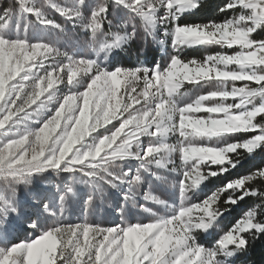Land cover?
Listing matches in <instances>:
<instances>
[{
    "label": "snow or ice",
    "instance_id": "snow-or-ice-1",
    "mask_svg": "<svg viewBox=\"0 0 264 264\" xmlns=\"http://www.w3.org/2000/svg\"><path fill=\"white\" fill-rule=\"evenodd\" d=\"M110 3L130 9V19L141 17L146 32H153L159 25L171 26V31L166 28L165 32L173 36L175 54L167 65L149 68L141 64L108 70L97 67L98 61L87 55L62 53L58 41L33 39L30 34L33 25L29 16L45 29L66 31L50 18L48 9H52L74 27L90 29L93 50L99 56L128 40L120 32H102ZM85 4L86 0H47L46 5L37 0H18V9L9 6L0 12V214L5 217L15 211L17 186L48 169L80 171L92 178L103 170L106 175L100 179L113 187L120 182L140 183L139 172L130 176L131 170L121 168L113 174L109 169L116 161L132 157L140 159L145 168L149 161L158 164L155 157L169 150L162 145L159 131L160 122L168 119V98L175 97L185 84L195 86L227 79L233 86L213 88L201 95L202 100L175 107V135L183 141L176 151L186 166L179 184L181 203L174 214L135 225L125 222L100 226L87 221L68 225L57 218L51 225L40 227L33 222L30 227L39 229L38 238L9 245L0 236V264H230L231 257L246 248L250 235L264 232V188L252 186L257 181L264 182V168L234 179L203 201L189 202L183 192L227 171L226 162L234 167L238 161L231 154L238 150L251 153L264 144V128L256 126L257 117L264 115V40L252 38L257 29L264 28V0H228L221 11L239 9V13L207 25L178 23L179 17L198 7L200 0H98L87 16ZM98 33L104 39L97 40ZM197 44L219 45L221 49L238 46L239 50L232 54L221 50L203 60L182 58L184 47ZM220 72L229 75H218ZM81 77L86 78V87L75 97L69 91V78L74 83ZM237 81L249 83L237 87ZM250 82L257 86H250ZM58 84L65 85L68 92L56 100L54 114L40 121L38 128L14 132L15 125L30 120L44 107ZM45 94L46 98L41 99ZM230 97L234 101L238 98V102H226ZM201 112L207 115H197ZM69 116L71 123L66 130ZM141 122L160 139L137 151L136 142L147 135H141ZM100 124L103 128L112 124V128L97 139L90 151L74 156L81 144L101 129ZM241 132L256 134L234 141L232 146L191 139ZM214 159L217 163H213ZM215 164L220 167L212 168ZM68 191H72L71 187ZM225 193L227 198L221 205ZM249 195L260 202L225 231L214 247L196 241V230H208L232 204ZM145 199L154 200V196L149 192ZM64 200L61 196V205ZM44 207L48 210L47 204Z\"/></svg>",
    "mask_w": 264,
    "mask_h": 264
},
{
    "label": "rangeland",
    "instance_id": "rangeland-1",
    "mask_svg": "<svg viewBox=\"0 0 264 264\" xmlns=\"http://www.w3.org/2000/svg\"><path fill=\"white\" fill-rule=\"evenodd\" d=\"M37 2L41 5L47 4V0H37ZM57 2L63 3L64 0H57ZM97 3L98 0H86L84 9L86 16L90 15L91 10ZM9 6L18 9V0H0V12ZM227 11L231 12V15L228 17L231 18L234 13L238 14L240 10ZM187 12H190V10H186L183 14ZM162 13L163 10H161ZM48 14L50 18L63 25L66 31L62 33L59 30L45 29L44 26L36 22L34 16H29L27 19L33 25L32 31H30L33 39L58 41L61 51H68L70 54L75 51L78 56L87 55L94 59L97 57L96 52L93 50L94 38L90 29H85L82 26L74 27L70 21L66 20L65 17L55 10L48 9ZM131 15L133 14L130 9L124 6L117 7L113 3L109 4L107 19L102 23V32L105 35L110 32H119L120 29L117 26L125 24L127 31L131 32L133 27H135L138 34L131 40L126 41L121 47H113L111 50L101 52L99 56L103 59L104 66L108 70H115L118 67L135 68L141 66V64L149 68H154L157 65H167L170 56L175 54L173 36L165 32V29L171 26L159 25L152 32V35H148L144 31L143 19L139 16L130 19ZM108 21L111 22V25H109ZM96 39H104V36L98 33L96 34ZM221 50L232 54L238 51L239 47L233 46L232 48L221 49L219 45L197 44L184 47L181 55L186 61L188 59L203 60L207 55H214ZM231 67L235 68V65ZM242 82L244 81H237L235 85L242 87L240 84ZM213 83L215 82L206 84L202 82L201 85L195 86L185 84L181 92H187L188 95L181 101L180 105L191 102L197 95H207V92L214 88ZM226 83L229 89L233 86V82L230 80H227ZM56 87L59 90L58 96H63L68 92V88L63 84H58ZM80 90L84 89L81 88ZM46 96L47 94L41 99H45ZM226 102H238V98L234 101L230 97ZM55 105L56 101H53L49 105V108L44 109L41 119H37L35 114H33L30 120H24L20 124L15 125L13 131L23 132L40 127V121L54 114ZM136 106L139 107V105ZM32 107L34 108L35 105ZM197 115H207V113L201 112L197 113ZM112 123L117 124L118 122L113 121ZM111 128L112 124L105 125V128L98 129L93 135L100 138L108 134ZM254 134L256 133L241 132L226 136H228L230 142H234L243 140ZM175 138V136L171 137L170 142H174ZM155 139L154 137L145 135L141 138V148L147 147ZM215 139L213 138L212 141H209L205 137L202 138L201 142L226 145L225 140L216 141ZM88 140L90 141L91 137ZM260 149L261 146L251 153L245 150H238V153L245 152L251 156L256 154L261 156L264 150L260 151ZM235 154H231L232 157ZM170 159L173 160V163H169L167 167L152 163L147 168L142 166L140 159L134 157L116 161L115 163L122 165L124 170H131L130 176L135 175L137 172L140 173L142 179L138 185L120 182L116 187H113L100 179V176L106 175L103 170L95 178L88 177L80 171L72 172L61 169H48L34 175L30 186H26L25 183H20L17 186L18 191L14 203L19 209L18 213L9 212L6 217L0 214V236H3L9 245L24 242L29 237L38 238L40 235L39 229L32 228L30 225L35 222L40 227H46L51 225L57 218H59L61 223L68 225L85 221L100 226L120 225L125 222L129 225L153 222L155 219L153 214L134 206L131 199H135L139 205H146L156 209L162 216H170L179 209L181 203L179 184L183 180V168L178 166L184 163L182 155L179 152L173 153ZM216 166L220 165H211L212 168ZM225 166L228 167V170H231L237 166V163L234 167H231L226 162ZM109 171L111 172L112 169H109ZM57 172H59V175L56 174ZM154 172L160 173L165 179L157 178V176L153 175ZM93 179H95V183L91 182ZM206 180L191 190L190 195L192 198L189 202L203 201L222 187L206 186ZM69 187L72 189L71 192L68 191ZM130 189L131 192L129 191ZM149 192L160 195L166 201V204L161 205L155 201L146 200L145 195ZM130 194H134L131 195V199L129 198ZM61 196L65 197L63 205L60 203ZM90 196L93 197L91 206L88 204ZM243 199H238L235 203L236 205L240 203V208L235 217L231 218L228 210L208 230H196L194 232L196 241L201 245L214 247L218 240L221 239L222 234L234 225L248 209L256 204V202L249 203L248 205L241 203ZM45 204L48 205V210H45ZM231 209L233 208L231 207ZM51 213H55L56 215H52ZM230 264H236L233 256L231 257Z\"/></svg>",
    "mask_w": 264,
    "mask_h": 264
},
{
    "label": "clouds",
    "instance_id": "clouds-1",
    "mask_svg": "<svg viewBox=\"0 0 264 264\" xmlns=\"http://www.w3.org/2000/svg\"><path fill=\"white\" fill-rule=\"evenodd\" d=\"M129 23H131V21H129ZM117 27L120 29L119 32L121 34H126L128 36V40L127 41H129L132 38L136 37L137 34H138L137 29L135 27H133L131 32L127 31L125 24H120ZM241 27L243 28L244 26H241ZM144 31H145V29H144ZM167 31L170 32L171 29L168 28ZM145 33L148 34V35H152L153 34L152 32H146V31H145ZM61 52L63 53L64 51H61ZM95 60L98 61L97 67H100V68H104L105 67L104 64H103V59L100 56H97L95 58ZM218 75L227 77L229 75V73L220 72V73H218ZM226 81H227V79H220V80L212 81V82H215V83H213V87L218 89V90L226 89L227 88ZM68 83L70 85L69 91L72 92L73 96L78 97L79 94H80V89L81 88L84 89L86 87L87 81H86L85 77H81L79 80H77V81H75L73 83L72 79L69 78V82ZM58 92H59V90L57 89L56 91L51 93L49 101L47 103H45L44 107L41 108L39 112L35 113V116H36L37 119H41L43 117V114H44L43 110L46 109V108H49V105L53 101H56L57 99H59ZM187 95H188L187 92H181L180 91L179 93L176 94L175 97H171L170 96L168 98V101H167V104L169 105L168 119L162 120L160 122L161 125H162V128L159 129V131H161L162 135H163V139H162L161 143H162V145L165 148H167L169 150L160 152L155 157V160L158 162V164H160V165H162L164 167H167V165L169 163H173V160L170 159V157L172 156L173 153L177 152L176 149H178L179 146L183 143V141L180 139V137L175 135L176 128L174 126V116H175V107L177 105H180L181 101L184 100ZM202 99H203V96L197 95L194 99L191 100V102H198V101H200ZM240 103L243 104L244 101L242 100ZM72 110H74V108ZM70 123H71V116H69L68 119L65 122L66 130H67V125L70 124ZM149 126H150V124H149ZM256 126L264 128V120L258 121ZM100 127L103 128V124H100ZM140 127L143 129L142 132H141V135L147 134L148 136L156 138L154 141H152V143H154V142H156V140L160 139L159 137L156 136V133H154V132L153 133H149L148 132V127H145L142 122L140 123ZM93 130H95V125H93ZM168 133H172V134L168 135ZM173 136H175L176 138H175L174 142H170V138L173 137ZM90 137H91V140L90 141L88 139L85 140V142L81 144L80 150H78V152L75 153L74 156H78L81 151H90L92 149V147L96 143L98 137L94 136V135H91ZM205 137H207L209 141H212L213 138H216L215 139L216 141H219V140L223 139V140H225L226 145L232 146V142H230V139L226 135H219V134L197 135V136H192L191 139L196 141V142H201L202 138H205ZM136 148H137V151L140 150V148H141V142L140 141L136 142ZM225 151H227V149H225ZM236 156L237 157H242V154L241 153H236ZM182 160L184 161V163L179 165L178 167L184 168L186 166V163H185V160L183 158H182ZM236 160L238 161L239 159H236ZM198 163H199V161H198ZM213 163H217V161L214 159ZM150 164H152L151 161L148 162V164L146 165V168ZM121 168H122V165L116 164V163L112 164V166H111L113 174L118 173ZM56 174L59 175V172H57ZM97 175H100V172H97ZM153 175L157 176V178H159V179H162V180L165 179V177L163 175H161L160 173L154 172ZM32 181H33V177L27 178V181L25 182V185L26 186H30ZM193 188L194 187H187L184 190L183 196H184L185 200H191L192 197L190 195V192H191V190ZM151 194L154 196V200H148V201H155L157 204H161V205H163L164 202H166L160 195L153 194V193H151ZM131 195H134V194H130V196H129L130 199H131ZM88 200L91 201V203L89 204L91 206L92 201H93V197L90 196L88 198ZM131 202L133 203L134 206L142 208L145 212L152 213L154 218L162 216L160 213H158L156 211V209L150 208V207H148L146 205H139L135 199H131ZM18 211H19L18 207L15 206V211L13 213H18Z\"/></svg>",
    "mask_w": 264,
    "mask_h": 264
},
{
    "label": "trees",
    "instance_id": "trees-1",
    "mask_svg": "<svg viewBox=\"0 0 264 264\" xmlns=\"http://www.w3.org/2000/svg\"><path fill=\"white\" fill-rule=\"evenodd\" d=\"M228 0H200V4L195 9L190 10L182 15L178 23L181 25H206L210 22H223L226 17L231 15L230 11H221L222 8L227 5ZM252 38L261 41L264 40V28H259L252 34ZM245 83H240L243 86ZM250 86H257L255 82H250ZM264 120V115L258 116L257 121ZM261 150H264V144L261 145ZM240 153V152H239ZM242 157L233 156V159H239L237 166L231 170H227L224 173L218 175L210 176L205 185L211 187H221L227 182L234 180L240 176H245L252 173L256 169L263 168L264 166V153L261 156L258 154L251 156L245 152H241ZM220 166L214 167V169ZM253 187L264 188V182L257 181ZM239 195V193H237ZM227 198V193L221 199V205L223 201ZM252 202L259 203L257 197L251 195L245 196L241 203L249 204ZM231 207L233 209H231ZM240 208V203L238 205L232 204L229 208L230 217H235L238 209ZM223 211V209H222ZM234 261L236 264H264V232H260L255 236H249V243L243 250L237 251L235 253Z\"/></svg>",
    "mask_w": 264,
    "mask_h": 264
}]
</instances>
